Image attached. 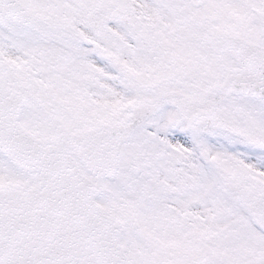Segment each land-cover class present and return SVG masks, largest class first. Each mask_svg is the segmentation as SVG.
I'll use <instances>...</instances> for the list:
<instances>
[{
  "label": "snow or ice",
  "instance_id": "6c2138e0",
  "mask_svg": "<svg viewBox=\"0 0 264 264\" xmlns=\"http://www.w3.org/2000/svg\"><path fill=\"white\" fill-rule=\"evenodd\" d=\"M0 264H264V0H0Z\"/></svg>",
  "mask_w": 264,
  "mask_h": 264
}]
</instances>
